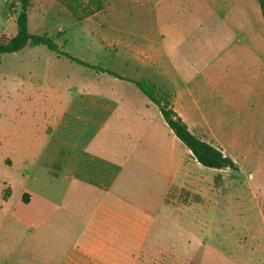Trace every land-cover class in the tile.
Segmentation results:
<instances>
[{
	"label": "rangeland",
	"instance_id": "1",
	"mask_svg": "<svg viewBox=\"0 0 264 264\" xmlns=\"http://www.w3.org/2000/svg\"><path fill=\"white\" fill-rule=\"evenodd\" d=\"M246 1L80 0L82 8L101 7L82 21L58 0L31 2L30 33L55 38L69 55L129 79H150L163 93L171 92L172 85L191 91L182 108L203 118L237 159V171H208L188 162L195 176L192 189L170 193L167 203L207 206L208 220L187 229V249L182 240H167L168 249L179 246L176 260L147 258L144 264H264V19L258 2L257 19L249 17ZM19 12L17 0H0V39L17 33ZM170 49H175L174 60L194 68L187 83L171 85L155 71L156 58L170 63ZM19 53L4 55L0 65V264H60L73 244L64 248L43 229L67 221L71 210L43 203L48 197L59 204L60 184L50 173L49 152L63 140L83 138L80 131L91 127L70 95L85 102L90 92H97L104 101L108 93L131 88L145 97L133 85H119L45 47ZM231 59L238 73H216L220 61ZM207 64L214 73L211 80L195 74ZM48 124L59 132H47ZM178 144L179 152L187 150ZM88 149L101 155L97 145ZM154 180L147 173L140 179V189L154 188L153 206L159 199ZM153 237L146 244L148 253Z\"/></svg>",
	"mask_w": 264,
	"mask_h": 264
},
{
	"label": "crops",
	"instance_id": "2",
	"mask_svg": "<svg viewBox=\"0 0 264 264\" xmlns=\"http://www.w3.org/2000/svg\"><path fill=\"white\" fill-rule=\"evenodd\" d=\"M246 2V13L249 17L253 14L257 19L258 0ZM160 34L163 38V32ZM174 51L175 49L166 50L170 60L168 64L163 59L156 58L154 69L171 85L178 80L187 83L194 76V68L186 61L180 63L174 60ZM14 54L15 57L20 55L19 52ZM253 56L258 63L261 62L256 53ZM46 59H50L49 56ZM262 59L263 73L264 56ZM235 67L232 59L230 62L220 61L216 66V73H225L223 77H230L228 70L232 74L239 72L240 68ZM210 68L208 64L203 65L195 74L202 73L203 78L211 80L214 73ZM174 73L178 79H175ZM109 77L119 85H133ZM172 87L169 93L173 98L174 111L189 130L220 149L236 163L237 159L225 149V142L215 135L208 123L203 118L196 119L188 109L185 111L182 108L184 99L192 96L191 91L183 92L178 87ZM53 93L58 97L64 95L57 91ZM70 96L79 111L88 117L85 120L91 122V127L80 131L83 138L63 140L56 149L49 152L50 173L60 184L59 204L48 197H45L43 203L48 208L67 207L72 212H69L70 218L67 221L60 219L53 226L43 229V232L57 238L58 243L61 242L63 246L73 244L60 264H144L147 258L176 260L174 252L179 246L168 249L164 246L167 240H182L183 248L187 249L190 238L184 234H188L187 229L206 224L209 207L197 205L189 208L186 205L168 204L167 197L174 191L182 193L192 189L190 184L195 176L189 170L188 162L197 163L201 168L202 166L188 149L182 148L179 152V139L165 122L160 109L145 95L148 100L130 88L108 93L104 101L98 100L97 92H90L89 99L85 102L79 101L75 94ZM80 120L84 119L80 117ZM52 130L54 134L59 132V128L53 129L48 124L47 132ZM89 144L95 147L97 145L101 155L89 151ZM146 173L153 174L157 180H154V184L159 199L155 206L152 205L154 188L151 187L150 192L147 188L140 189L143 186L140 179ZM33 199L34 196L31 202ZM69 201H73V205ZM154 228L156 229L153 230ZM151 234H154V245L152 253H148L146 244ZM175 263L179 264V261Z\"/></svg>",
	"mask_w": 264,
	"mask_h": 264
},
{
	"label": "trees",
	"instance_id": "3",
	"mask_svg": "<svg viewBox=\"0 0 264 264\" xmlns=\"http://www.w3.org/2000/svg\"><path fill=\"white\" fill-rule=\"evenodd\" d=\"M72 15L82 21L100 11L101 7L92 10L91 8H82L80 0H58ZM20 4V12L16 19L17 33L11 38L2 36L0 39V64L4 55L18 53L27 48L45 47L58 57L65 58L82 67L93 71L107 74L119 80L132 83L141 93H143L160 112L179 141L187 147L192 153L195 160L207 169L215 170H233L237 171L238 166L233 159L225 155L220 149L194 135L188 128L187 124L174 111L173 98L169 92H161L157 85L147 79L133 80L124 78L121 75L102 69L98 66L90 65L80 59H77L63 51L55 41V38L49 35H36L29 31L28 11L32 0H17ZM260 11L264 19V0H258ZM13 7V6H11Z\"/></svg>",
	"mask_w": 264,
	"mask_h": 264
}]
</instances>
